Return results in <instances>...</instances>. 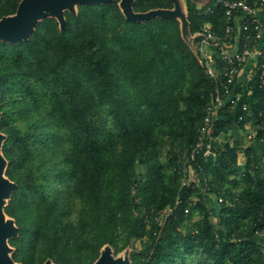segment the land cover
I'll return each instance as SVG.
<instances>
[{
    "label": "trees",
    "instance_id": "1",
    "mask_svg": "<svg viewBox=\"0 0 264 264\" xmlns=\"http://www.w3.org/2000/svg\"><path fill=\"white\" fill-rule=\"evenodd\" d=\"M21 1L2 0L0 19L16 14ZM119 1L79 4L76 12H64L63 25L56 16H46L27 39L0 40L1 151L7 162L4 174L16 185L4 206L18 229L7 240L12 259L19 264H95L105 245L118 254L141 239L143 246L131 249V264H264V236L257 231L264 228L260 175L254 189L240 191L222 207L226 214L219 219L226 227L218 232L204 206L196 228L187 234L179 229L192 188L180 187L186 201L162 228L151 220L176 199L162 194L167 175L158 160L157 139L177 131L189 147L195 143L214 81L177 17L131 20ZM173 7L172 0H134L132 5L134 13ZM223 13L218 8L205 14L188 0L187 32L195 33L207 21L219 29ZM248 89L242 102L252 107L255 123L262 122L264 87L258 73ZM105 103L118 133L99 117ZM241 113V105L227 113L217 132L229 129ZM262 137L260 129L256 141ZM238 142L227 141L215 159L203 162L204 169L207 163L214 167L217 181L211 179L209 187L216 196L229 192L220 184L225 172L244 168L247 178L250 169L262 168L250 147L245 165L237 163ZM139 161L149 166L143 184L135 175ZM151 204L152 212L138 214ZM197 247L206 256L190 260Z\"/></svg>",
    "mask_w": 264,
    "mask_h": 264
},
{
    "label": "built area",
    "instance_id": "2",
    "mask_svg": "<svg viewBox=\"0 0 264 264\" xmlns=\"http://www.w3.org/2000/svg\"><path fill=\"white\" fill-rule=\"evenodd\" d=\"M209 0H200L198 9L205 14H213L218 8L223 9V19L220 30L213 22H205L200 30L195 33L187 32L186 41L198 57L200 64L214 81V89L209 92L211 101L204 107V117L198 127L197 139L190 146L188 152L179 159L175 170L180 175L181 188L195 189L203 181V162L208 158H216L224 145H217L218 122L225 119L227 113H234L241 105L242 113L239 114L235 125L246 117L253 116V109L248 102H242L243 87H249L254 75L259 74L261 86L264 87V0H216L213 5ZM253 56L255 63H251L248 75L244 82L239 80L241 72L251 62ZM244 87V88H245ZM249 90V89H248ZM251 90L248 91V94ZM242 102V103H241ZM264 105V99H263ZM262 115V113H260ZM263 130L261 141L264 142V121L257 122L256 128L248 137L253 139L259 130ZM204 186V183H203ZM196 194V200H203V192L210 188L207 184ZM212 194V193H211ZM214 197V196H213ZM220 203L232 202L222 196L215 197ZM190 200L178 194L174 205H168L151 217L162 228L164 224L175 217L178 207L187 202L184 214L190 213ZM264 216V212L261 214ZM148 221V218L146 219ZM156 229V233L159 232ZM258 233L264 236V228H259ZM264 251V243L262 244Z\"/></svg>",
    "mask_w": 264,
    "mask_h": 264
},
{
    "label": "rangeland",
    "instance_id": "3",
    "mask_svg": "<svg viewBox=\"0 0 264 264\" xmlns=\"http://www.w3.org/2000/svg\"><path fill=\"white\" fill-rule=\"evenodd\" d=\"M1 1L2 0H0V2ZM172 1L174 2V7L169 9V10L163 9V11L166 12L165 15H168V16L176 15L177 19H179V21L181 22L183 32L186 35L187 34L186 33L187 28H188L187 27V20L182 16V14L184 15L187 11V1L188 0H172ZM190 1H195V2L199 3L200 0H190ZM133 2H134V0H133ZM100 4H102V3H100ZM119 4H120L121 8L123 9V11L125 12L123 0H120ZM78 5L79 4H74L72 7H64L63 8V16H59L58 14L53 13L51 11H43L42 14L37 17V22L46 16H57L59 18V20L61 21V24L63 25L64 19H65L64 12L66 10L76 12L78 9ZM131 5H133V3ZM132 10H133V8H132ZM158 11H160V9L157 8V9H151L150 11L145 12V13L157 14ZM13 16H15V14L12 15L11 17H13ZM191 79H192V74H189L187 83L190 84ZM200 90H205V89H204V87H201ZM205 97H206V102L211 101L209 93H207L205 95ZM0 117H1V110H0ZM99 117L105 123V125L107 127L111 128L112 130L116 131L117 133L119 132L118 125L115 122L114 114L111 112L108 104L105 103V104H102L100 106ZM248 120L251 121L252 125L249 126V128L245 132H243V133L241 132L240 137L238 138V141H240V142H238V145H239L240 149L243 150L242 151L243 154H240V157H241L240 161H241V164L243 166L245 165V162L248 158L247 154H246V150L249 147L253 148L252 154L257 155L256 150L253 147V139H249V137H248V135L252 131H254V128L256 126V123H255L256 120L254 118V115L249 116ZM253 121H254V124H253ZM0 133L3 134L2 136H3V138H5V134L2 133L1 131H0ZM230 136H231V134H230L229 129H227V130H226V128L219 129L218 135L216 136L217 137V139H216L217 145H219V144L223 145L227 141H229V140L231 141L232 139L230 138ZM239 139H241V140H239ZM119 147H121V144H119ZM155 147H156L157 156H158V160L160 162V165H162L163 171L167 175V179H166L167 180V184H166L167 187L162 194L171 198V199H175L177 197V195L179 194L180 186H181V182H179L180 179H178V176L176 175L178 172L175 170V167L179 164V159L182 158L184 156V154H186L188 152V149L190 148L187 144V139L186 138L183 139L178 134L177 131L171 132V133L160 134L158 139H157ZM174 155L176 157V161H173ZM3 159H4V164L1 167V179L4 181L11 182L4 174L6 166H7V162H6L5 158H3ZM262 159H263V162L261 164V165H263L262 168L261 169H250L249 170L250 175L247 178H245V176H244V172H245L244 168L237 170V171L231 170L230 172H225L223 174V178L221 180V183L220 182H218V183H220L222 185V191L223 192L229 191V192H227L228 193L227 195H223L225 199L232 201L230 198L233 197L234 195H237L240 191H242V190L251 191L252 189H254L256 187L257 176L260 175V177H264V158H262ZM153 162H154V158L152 157L149 159V164H151ZM148 167L149 166H147L145 163H142L140 161L136 163L135 175H136V180H138V184H140V183L143 184V183H146L148 181V179L150 177ZM214 175H215V173H214L213 165L207 163V165L203 171L202 184H199V186H197V188H195L193 190V192H191L189 194V197H191L190 213L188 216L185 217V221L179 227V229L182 231V233H185V234L189 233L191 230L196 228L197 225L200 223V221L203 217L202 206H204L206 209H208L210 211V215H209L210 221L214 225V228L216 229L217 232L219 229L226 227L225 222H223V220L221 221L219 219V214L224 216L226 214V212L224 211V208H222V207H224V205H229V204L220 203L216 198H214L215 194H211V193L208 194L209 190L203 192V196H205V197H203V200H202L203 203H202V201L196 200V194H197V192L200 191L201 186L203 188H205L204 186L207 184V186L209 187V185H210L209 181L211 179H214V181H217V179L215 178ZM203 183H204V186H203ZM135 191L137 192L136 193V195L138 196L137 199H138V201H140L141 195H140V193H138L137 189ZM8 199H9V196L3 197L2 210L4 209V206L6 205ZM153 210H154V204H151L150 208L142 207V211L138 214H140V216L145 217L146 213H150ZM212 211H215L216 213H213ZM3 215H4L5 223L11 222L14 225V222L10 217H8L5 213H3ZM243 221H244V223H247L248 218L243 219ZM142 246H143V240L134 239L132 241V244L129 247H127L126 249H124L120 253L115 254L113 249L110 246L105 245L101 249L100 257L108 255L115 261V264H131V260H130L131 249L135 248V247L141 248ZM196 250H198V253L190 254V256H189L190 260H193L196 257H203L204 258L206 256L202 247H197ZM7 252H8V255L11 256L12 248L7 246ZM95 264H97V262Z\"/></svg>",
    "mask_w": 264,
    "mask_h": 264
},
{
    "label": "water",
    "instance_id": "4",
    "mask_svg": "<svg viewBox=\"0 0 264 264\" xmlns=\"http://www.w3.org/2000/svg\"><path fill=\"white\" fill-rule=\"evenodd\" d=\"M108 1L112 0H22L17 8L15 16H8L0 19V40L13 42L27 39L37 23V17L41 15L43 11H51L59 16H63L64 7H72L74 4H100ZM132 3L133 0H123L125 8L124 13L126 17L131 20H145L146 18L155 16L176 17V15H165L166 12H164L163 9H160L157 14L134 13L132 10ZM184 18L186 17L184 16ZM2 135L3 134L0 133V264H19L16 263L7 252V246H10L7 245L8 242L6 240H8L7 238L9 237L15 236L18 229L15 223L14 225L11 222L5 223L3 215L5 212L4 209L2 210L3 197H10L11 192L16 186L14 182L1 179V167L4 164V156L1 151V144L4 140ZM45 264L54 263L46 261ZM97 264H115V261L110 256L106 255L99 257Z\"/></svg>",
    "mask_w": 264,
    "mask_h": 264
},
{
    "label": "crops",
    "instance_id": "5",
    "mask_svg": "<svg viewBox=\"0 0 264 264\" xmlns=\"http://www.w3.org/2000/svg\"><path fill=\"white\" fill-rule=\"evenodd\" d=\"M182 16L183 17L186 16V13L184 15H182ZM255 61H256V58L253 56L251 62H249L247 64V66L245 67V69L241 72V74L239 76V80L241 82H244L246 80L247 75H248V69L250 68L251 63L253 62V64H254ZM244 87L242 89L243 90H246L247 89V92H248L249 91L248 88L247 87L244 88ZM253 124H254V121H253ZM251 125H252V123L248 119L246 120V122L243 125L240 124V125L237 126V125L233 124L229 128V131H230V134H231L230 138L233 140V141L232 140L231 141L229 140L230 141V144L233 145L236 142V140L238 141V138L240 137L241 132L242 133L245 132L249 128V126H251ZM255 128H256V126H255ZM255 128H254V130H255ZM239 140H241V139H239ZM256 140L257 139L253 136V147L255 148L256 154L259 156L260 163L262 164V162H263V159L262 158H264V142H262V141H259L258 142ZM223 145H225V143ZM224 147L225 146H223V148ZM242 151H243L242 149H239V151H238V160H237V163L238 164H241L240 154H243Z\"/></svg>",
    "mask_w": 264,
    "mask_h": 264
}]
</instances>
